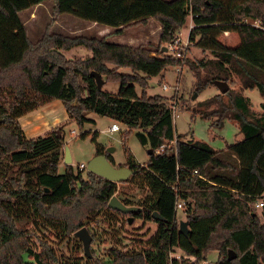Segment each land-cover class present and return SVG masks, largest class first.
Returning a JSON list of instances; mask_svg holds the SVG:
<instances>
[{"label":"trees","instance_id":"16d2710c","mask_svg":"<svg viewBox=\"0 0 264 264\" xmlns=\"http://www.w3.org/2000/svg\"><path fill=\"white\" fill-rule=\"evenodd\" d=\"M45 1L0 0V264H200L212 251L219 253L214 264H262L264 101L257 110L244 92L257 88L264 99V0H53L55 15L72 13L116 27L109 35L158 20L159 44L137 46L111 42L108 35L54 33L48 26L32 41L20 13ZM188 16L194 22L190 40L209 55L186 59L195 74V94L215 85V80L239 83L238 88L200 101L194 109V117L213 119L220 127L227 119L239 123L243 138L219 150L193 138L184 141L186 136L176 132L167 98L147 92L152 77L181 63L163 51L162 44L175 40ZM225 31L236 32L240 43H223L220 36ZM80 46L92 54L70 59L63 53ZM92 71L105 82H118L119 92L99 88ZM55 99L62 101L79 127L93 122L87 113L94 112L122 125L124 140L135 132L149 147L145 163L126 147L123 164L133 174L122 184L136 183L146 189L143 198H122L119 183L72 163L60 171L63 123L44 136L27 137L20 117ZM178 143L208 153V160L185 162ZM100 153L115 164L104 148H97L96 154ZM194 169L198 174L191 173ZM114 195L127 205L141 207L126 215L159 224L141 248L110 247L105 257L93 254L85 262L63 259L47 239L39 238V250L33 248L26 221L59 239L86 226L95 240L89 225L98 216L113 220L116 214H125L108 207ZM261 201L258 212L256 204ZM178 203L183 204L189 222L188 234L179 230ZM176 248L183 253L180 257L171 256ZM230 250L236 254L233 259Z\"/></svg>","mask_w":264,"mask_h":264},{"label":"rangeland","instance_id":"374dc122","mask_svg":"<svg viewBox=\"0 0 264 264\" xmlns=\"http://www.w3.org/2000/svg\"><path fill=\"white\" fill-rule=\"evenodd\" d=\"M53 7V0H46L41 5L33 9H26L20 13L22 20L26 24L28 35L32 41L39 39L48 26V29L54 33L68 36L108 35V40L111 42L133 46L148 43L158 45L160 42L159 33L161 32V26L156 19H151L147 24L131 26L120 34L109 35V33L116 30V27L84 19L72 13L55 15ZM54 17L55 19L53 21ZM188 17L189 18L184 25V32L180 29L173 42L162 44L168 48V51L165 52L180 58L181 63L175 66H170L166 71L152 77L147 92L149 95H163L167 98L169 105H174V124L177 133L184 134L186 136L185 139L193 138L207 142L215 149L219 150L224 148L226 143H234L237 140L242 139L243 134L240 133L239 123L236 120L227 119L224 126L220 127L213 123V119H205L198 114L194 117V109H196L199 102L214 96L219 93L220 90L216 85H209L200 94H195V74L187 65L186 59L192 58L198 60L201 57L209 55L198 48L195 45V41L190 40L187 30L191 22L193 23L192 26H194V22L192 21L191 16ZM251 22L256 25L259 24V21L251 20ZM198 39L199 37H197L196 40ZM220 39L223 43L230 46L238 45L241 41L240 36L232 31H225V33L220 36ZM63 52L70 59L85 58L92 54L90 50L82 46L63 50ZM121 71L130 72L131 70L129 68H122ZM238 86L239 83H236L230 85V88H238ZM119 87L120 84L118 82H105L103 85V89L111 93H118ZM137 90L138 93H142V89L139 86L137 87ZM257 94L261 99L262 96L258 91ZM252 97L254 104L260 108V104L257 102L258 98L255 96ZM62 105L60 104V108L62 109V112H65V107H62ZM57 110L58 108L53 107V110L50 111L56 116L54 119H49V121H43L44 118L48 116V112H41L42 114H39L36 117L38 126L34 127L31 125V129L34 128V135L38 134L37 136H44L53 127L58 124H64L65 143L63 147V156L59 164L60 171H64L65 169L66 163L64 162V156L66 146L70 149L72 164L79 170L87 171V168L81 169L79 164L85 163L87 165L96 154L98 147L104 148L105 151L109 152L114 157V165L116 166H123V164L127 162L126 147L132 151L138 162L145 163L148 160L149 147L141 144L135 132H132L127 139L124 140L122 132L125 128L122 125H120V131L110 133L107 130L114 122L110 118L97 115L94 112H89L87 113V116L91 119H95V121L88 122L83 128H81L75 120L69 118L68 113L67 118L64 119L59 116L60 112ZM20 124L22 123L20 122ZM25 133L27 137L30 138L31 134L29 135L26 130ZM83 133H87L85 137L82 135ZM201 153L202 152L195 150L184 143H181L180 145V158L184 161L196 160L199 162L203 158L202 155H199ZM118 192L122 198L131 200H140L147 194L146 189H141L136 183L131 182L125 184L119 183ZM259 208H261V206ZM130 217L132 216L119 213L116 214L113 220H108L104 214H101L98 216L97 222H92L89 225L96 234L94 237L95 240H92L90 247L92 257L93 254H96L100 258L105 257L108 249L115 246L123 249H132L135 247L141 248L142 244L158 229L159 224L154 220L133 218V221L130 223L127 221V218ZM178 218L179 221L186 220L183 206L178 207ZM26 222L24 223V226L27 224L28 226L25 227L31 231L32 244L35 250H39V238H43L47 239L50 244H52L63 259L70 261L76 259L80 260V262H85L87 254L85 253L83 242L75 235V232L64 239H59L51 231L40 229L32 221H28V223ZM182 254V251L176 248L171 256L180 257ZM25 257L26 259L32 260L28 255ZM218 257V251H212L208 255L207 260L202 261L200 264H214L218 260ZM262 264H264V262H262Z\"/></svg>","mask_w":264,"mask_h":264},{"label":"water","instance_id":"95a60500","mask_svg":"<svg viewBox=\"0 0 264 264\" xmlns=\"http://www.w3.org/2000/svg\"><path fill=\"white\" fill-rule=\"evenodd\" d=\"M163 51H168V48L166 46L163 47ZM91 75L95 77L98 87L102 88L105 80L96 71H92ZM214 84L219 88L220 93L225 94L230 89V85L228 82L223 80H215ZM64 162L66 164L72 163V155L70 152L69 147L66 146L65 149V159ZM87 170L91 171L95 174H98L102 177H105L107 179H110L117 183H122L125 180H127L129 177L132 176L133 170L127 166H116L114 165L107 157L106 153H100L96 154L87 164ZM108 207L112 208L114 210L121 211L125 214L131 213L132 211L140 210L141 207L134 206V205H127L122 200H120L117 195H114L111 197V199L108 202ZM154 216L157 218H161L158 213H154ZM133 221V217L129 218V222L131 223ZM179 230L182 233L188 234L189 232V222L188 220H180L179 222ZM75 235L83 242L85 253L87 256L91 257V243L93 240V237L91 233L89 232L88 228L86 226L82 227L78 231L75 232ZM236 256L235 252L233 250L229 251V259H233Z\"/></svg>","mask_w":264,"mask_h":264},{"label":"crops","instance_id":"0c3cea01","mask_svg":"<svg viewBox=\"0 0 264 264\" xmlns=\"http://www.w3.org/2000/svg\"><path fill=\"white\" fill-rule=\"evenodd\" d=\"M166 2H169V1H172V0H165ZM189 18V17H188ZM188 18H187V20H188ZM191 19H192V17H191ZM190 21V20H189ZM192 21H193V19H192ZM151 23V22H150ZM149 23V24H150ZM148 24V25H149ZM148 25H146V26H148ZM193 25V23L191 22L190 24H189V28H188V30H187V32H188V34H190V31H191V28L193 27L192 26ZM161 28V27H160ZM116 29V28H115ZM184 29H185V26H183V27H181V30L184 32ZM160 34V33H159ZM121 44H123V43H121ZM76 51H79V50H76ZM64 53V52H63ZM66 56V55H65ZM90 56V55H89ZM67 57V56H66ZM257 91H258V89L257 88H254V89H246L245 90V94L247 95V96H249L250 98H251V100H252V102H253V97L252 96H255V97H257L258 99V101L257 102H259V104H260V108H258L255 104H254V102H253V105H254V107H255V109H257V110H261V103L264 101V99H260V97L258 96V94H257ZM259 92V91H258ZM220 93V92H219ZM218 94V93H217ZM260 94V93H259ZM60 104L62 105V101L61 100H58V99H56V100H54V101H52V102H50V103H48V104H46L45 106H43V107H41V108H39V109H37V110H34V111H32V112H29V113H27V114H25L24 116H22V117H20V119H19V121L22 123L21 125H22V127L26 130V132L30 135L31 134V136H30V138L31 137H36L37 135H34L33 134V132L35 131L34 130V128H32L31 129V125H33L34 127L35 126H38V121L36 120V117L39 115V114H42L41 112H43V111H46V112H48V116L46 117V118H44V120L43 121H49V119H54L55 118V116L56 115H54L53 114V112H50L51 110H53V107H56V108H58V110L57 111H59L60 112V117H62V118H64V119H66L67 118V112H66V109H65V112H62V109L60 108L61 106H60ZM62 107H64L63 105H62ZM41 110V111H40ZM55 111V110H54ZM94 121H95V119H93ZM55 121V120H54ZM58 123V122H57ZM114 123V122H113ZM111 126V125H110ZM110 126H109V128L107 129L110 133H111V131H110ZM113 133V132H112ZM177 140V139H176ZM184 141H186V140H188V139H183ZM196 140V139H195ZM226 146V145H225ZM225 148V147H224ZM223 149V148H222ZM201 152V151H200ZM178 153H179V155H180V143H178ZM193 153H198V152H193ZM96 155V154H95ZM94 155V156H95ZM199 155H202L203 156V158H202V160L201 161H196V160H193V161H185V162H189V163H198V164H203L204 162H206L207 160H208V158H209V154L208 153H206V152H202L201 154H199ZM114 158V157H113ZM257 205V204H256ZM257 209H258V212H261V209H262V207L261 208H259V206H257ZM180 222V221H179Z\"/></svg>","mask_w":264,"mask_h":264},{"label":"built area","instance_id":"2783aa9c","mask_svg":"<svg viewBox=\"0 0 264 264\" xmlns=\"http://www.w3.org/2000/svg\"><path fill=\"white\" fill-rule=\"evenodd\" d=\"M166 87V86H165ZM172 108L174 109V105L172 106ZM121 130V126H120V124L118 123V122H114V123H112L111 124V126H110V131L111 132H117V131H120ZM176 141V140H175ZM164 147V146H163ZM162 147V148H163ZM79 167L81 168V169H86L87 168V165L85 164V163H81V164H79ZM191 173L193 174V175H195V174H198V170L197 169H194L193 171H191ZM177 206L178 207H182L183 206V204L182 203H178L177 204ZM257 206H263V202L261 201V202H259V203H257Z\"/></svg>","mask_w":264,"mask_h":264}]
</instances>
